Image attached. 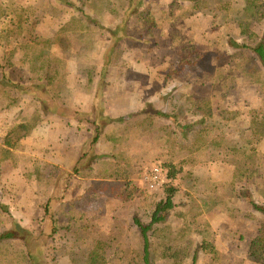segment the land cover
<instances>
[{
	"label": "rangeland",
	"instance_id": "rangeland-1",
	"mask_svg": "<svg viewBox=\"0 0 264 264\" xmlns=\"http://www.w3.org/2000/svg\"><path fill=\"white\" fill-rule=\"evenodd\" d=\"M143 2L126 17L129 0L86 4L84 0H0V145L13 127L26 124L30 129L14 150V160L5 161L0 169V203L10 208L9 214L2 215L0 236L12 235L3 241L9 249L25 244L21 234L14 233V225L28 230L33 239L40 231H50L46 204L52 196L63 195L62 178L73 172L85 152L90 156L85 173L90 179L84 185L93 183L98 191L83 190L84 196L66 207L65 216L73 217L74 228L125 237L132 219L162 198L160 188H148L144 174L152 166L180 157L174 158L161 140L164 122L155 120V128L147 132L142 123L147 118L129 119L131 113L149 106L172 112L175 104L191 96L217 100L224 106V119L214 137L225 144L248 143L252 116H264V68L257 62L260 83L250 82L242 72L243 62L256 59L244 46L260 41L264 23L254 25L249 36L229 37L191 0ZM81 5L83 12L78 11ZM139 15L148 21V29ZM95 21L114 31L115 37ZM151 22L156 27L150 28ZM31 45L35 51H30ZM110 46H114L113 57L105 66ZM190 47L206 51V56L195 66H179L180 52ZM40 50L61 60L54 65L61 74L51 86L40 79L42 65L32 61ZM44 90L50 95L47 99ZM255 147L264 158V143ZM227 152L219 159L207 152L199 158V166L188 167L178 177L180 205L172 212L170 224L177 229L189 219L205 228L207 239L223 253V264H256L248 258L249 245L264 217L228 186L247 192L260 205H264V189L235 158L239 164L242 161ZM113 175L120 181L111 180ZM129 179L140 191L135 201L126 203L119 194ZM169 182L166 174L162 189ZM217 190L222 204L213 207L219 201L211 198ZM52 200L54 209L59 203ZM134 241L133 245L139 244ZM196 242L188 239L184 244L192 250ZM158 260L165 264L160 256ZM56 264L72 262L59 256ZM198 264H212V256L202 251Z\"/></svg>",
	"mask_w": 264,
	"mask_h": 264
},
{
	"label": "trees",
	"instance_id": "trees-1",
	"mask_svg": "<svg viewBox=\"0 0 264 264\" xmlns=\"http://www.w3.org/2000/svg\"><path fill=\"white\" fill-rule=\"evenodd\" d=\"M191 1L200 8L202 13L210 15L212 24L222 28L229 37L233 33L242 37L249 36L254 25L264 23V0ZM212 1H216L217 5L215 6ZM87 2L88 0H84L85 4ZM238 2H240L239 6H237ZM143 4V0L140 2L129 0L126 17L137 12L136 10ZM78 11L83 12L84 5H81ZM143 17L148 19L150 16L144 14ZM143 17L140 16L141 23L147 28L148 21L144 22ZM94 24L101 30H106L98 21H95ZM21 26L22 24H19V27ZM154 27H156L155 22H151L150 28ZM106 31L111 34V37H115L114 31ZM80 36L83 37V34ZM28 48L31 49L30 51H35L32 45ZM112 49L114 46H110L105 54V66H108V61L112 60ZM244 49H250L256 55V59L249 58L245 63L243 62L244 77L250 82L260 83L262 79L257 62L264 68V34L257 44L253 47L244 46ZM184 51L180 52L179 66H195L204 59L207 53L194 47ZM32 61L42 65L40 79L45 80L48 86L53 85L61 74L57 66L54 65L61 63V60L40 50ZM28 91L31 90L28 89ZM43 96L45 99L50 97L46 90L43 91ZM223 107V104L218 105L217 100H201L191 96L185 98L183 102L175 104L172 112L155 110L149 106L146 111L130 114L129 119L137 116L143 119L147 118V121L142 122L147 132L155 128V120L159 123L164 122V124L160 123L161 140L168 149H171V155L174 158L180 157V159L171 158L160 166L166 172L170 182L163 189L162 187L159 189L163 194L162 198L155 199L149 208L144 209L143 214L136 215L132 219L130 229L125 237L99 235V230L91 228L88 230L74 228L73 217L65 216L64 212L68 204L74 206L84 196L83 190L87 192L86 194L98 191L93 183L87 187L84 185L86 180L90 179L85 175L90 167L86 163L90 156L85 152L73 172L62 178L60 188L63 190V195L57 198L52 196V199H57L59 203L57 207L53 209L51 198L46 204L45 216L49 217L51 221L50 231H40L33 239L28 230L22 226L14 225V233L21 234L25 244L22 248L17 249L18 251H13L3 245L4 239L12 235L6 233L0 236V264H40V261H42L41 264H56V259L59 256H68L72 264H159V256L165 264H186L187 260H189V264H198L202 251L212 256V264H223L224 255L211 240L207 239L205 228H201L199 224L195 226L189 219H185L183 225L177 229H174L170 224L172 212L180 205L181 190L176 184L178 177L185 174L188 167L199 166V158L207 152L211 153L213 159L221 158L224 151L233 153L242 161L239 164L235 158L236 164L240 165L247 176L257 181L264 189V173H261L264 171V158L255 147V144L259 146L264 143V116H252L251 118L249 132L250 141L254 146L252 149H249L250 141L243 144L240 142L235 144L226 142L225 144L217 136L214 137L215 131L219 130L223 124ZM96 117L98 118V116ZM124 120L122 118V121ZM93 122L97 124V121ZM126 122L128 121L126 120ZM29 130L26 124H20L13 127L7 134L5 144L0 145V169L2 163L14 158V150ZM97 141L98 136L92 143L96 144ZM175 153L177 154L175 155ZM84 161L85 164L80 167ZM244 161H248V163L246 164ZM116 176L113 175L111 180L120 181L115 178ZM207 180L211 181V179ZM124 183L125 188L120 192L119 197L123 202L131 203L136 200L140 188L130 179ZM211 185L214 189L217 186L214 182ZM228 188L231 193L235 194V197L243 196L253 210L264 217V205L253 201L247 192L239 193L230 186ZM218 192L219 190L214 191L215 194L211 197L213 201L219 200L214 203L213 207L222 204ZM9 212L10 208L0 203V223L2 215L9 214ZM134 239V242L139 243L138 245H133ZM188 239L197 240L192 250L184 244ZM159 247L162 249L158 251ZM248 258L256 264H264V224L250 241Z\"/></svg>",
	"mask_w": 264,
	"mask_h": 264
},
{
	"label": "built area",
	"instance_id": "built-area-1",
	"mask_svg": "<svg viewBox=\"0 0 264 264\" xmlns=\"http://www.w3.org/2000/svg\"><path fill=\"white\" fill-rule=\"evenodd\" d=\"M144 180L149 189L154 191L166 182V174L160 167L152 166L145 172Z\"/></svg>",
	"mask_w": 264,
	"mask_h": 264
}]
</instances>
